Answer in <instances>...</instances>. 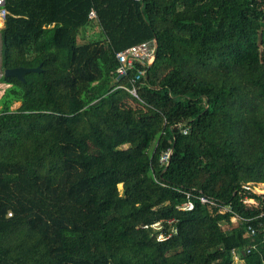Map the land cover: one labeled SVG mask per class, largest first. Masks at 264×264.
Returning a JSON list of instances; mask_svg holds the SVG:
<instances>
[{"label": "trees", "instance_id": "trees-1", "mask_svg": "<svg viewBox=\"0 0 264 264\" xmlns=\"http://www.w3.org/2000/svg\"><path fill=\"white\" fill-rule=\"evenodd\" d=\"M6 6L0 264H264V0ZM147 40L135 97L116 53Z\"/></svg>", "mask_w": 264, "mask_h": 264}, {"label": "built area", "instance_id": "built-area-1", "mask_svg": "<svg viewBox=\"0 0 264 264\" xmlns=\"http://www.w3.org/2000/svg\"><path fill=\"white\" fill-rule=\"evenodd\" d=\"M6 2L7 0H0V30L4 27L5 20L7 19V16L9 14V11L6 6ZM89 18L92 20L97 18V12L94 8L91 9L89 13ZM156 54H157V44L154 40L143 41L141 43L132 45L124 50H120L116 53V57L119 61V66L117 68L118 77L127 76L129 74L130 69L134 68L137 63L140 64V68H138L136 75L131 79V83H132L131 87L127 88L129 92L135 97H139L138 95V89L140 86L139 81L143 76L146 75L147 66L154 62L156 58ZM2 77H3V72L0 71V98L6 92L7 88L12 85V83L3 80ZM184 132H187V129H185ZM172 151L173 150L170 148L162 153L161 161L163 163H167L169 161ZM245 188L252 190L250 185H246ZM200 200L203 204L219 207L220 211L222 212L229 210V207L223 206L213 198H209L207 196L202 195L200 197ZM244 201L248 203L256 202L253 198L249 196H246L244 198ZM193 207H194V203L191 200H188L182 206L183 209H192ZM233 219L236 221L237 217H233ZM155 225L159 227L160 223L157 222ZM248 229L250 233L252 234L255 233V229L253 228V226L249 225ZM159 237L165 238L163 233H160ZM235 256L236 259H238L236 253Z\"/></svg>", "mask_w": 264, "mask_h": 264}, {"label": "rangeland", "instance_id": "rangeland-1", "mask_svg": "<svg viewBox=\"0 0 264 264\" xmlns=\"http://www.w3.org/2000/svg\"><path fill=\"white\" fill-rule=\"evenodd\" d=\"M83 31H85V32H83ZM81 35H80L81 41L92 39V38H99V37L103 36L102 33L100 32L99 27H97L93 23L87 25L85 27V29L82 30ZM80 40H79V42H81ZM0 51H1V34H0ZM0 71H1V54H0ZM19 105H20V103H15L13 105V108H17ZM253 189L258 194H264V182L263 181H257L256 185L253 186ZM233 264H244V263H243V261L236 259Z\"/></svg>", "mask_w": 264, "mask_h": 264}, {"label": "water", "instance_id": "water-1", "mask_svg": "<svg viewBox=\"0 0 264 264\" xmlns=\"http://www.w3.org/2000/svg\"><path fill=\"white\" fill-rule=\"evenodd\" d=\"M41 65L38 67H26V66H19L14 68H6L4 70L5 76H15L21 80L25 79V74L29 71H38L40 70Z\"/></svg>", "mask_w": 264, "mask_h": 264}, {"label": "crops", "instance_id": "crops-1", "mask_svg": "<svg viewBox=\"0 0 264 264\" xmlns=\"http://www.w3.org/2000/svg\"><path fill=\"white\" fill-rule=\"evenodd\" d=\"M238 260H240V259H238ZM240 261H242V260H240Z\"/></svg>", "mask_w": 264, "mask_h": 264}]
</instances>
